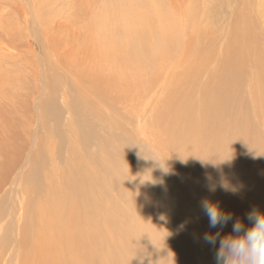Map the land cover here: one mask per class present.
Here are the masks:
<instances>
[{
  "label": "bare ground",
  "instance_id": "bare-ground-1",
  "mask_svg": "<svg viewBox=\"0 0 264 264\" xmlns=\"http://www.w3.org/2000/svg\"><path fill=\"white\" fill-rule=\"evenodd\" d=\"M53 1L57 0L52 4ZM156 1L158 5L155 0L150 3L159 18V8L165 6L162 0ZM137 2L114 0L115 10L132 8ZM97 9L88 14L91 22L84 30L99 36L101 56L108 58L112 54L110 30L118 27L125 29L128 36L141 37L142 40H126L131 44L129 48L136 50L127 59L143 58L147 66L151 56L146 50L154 58L159 57L158 48H176L182 34L184 50L192 51L187 52L189 63L183 72L188 70L170 78L167 96L163 97L166 101L157 99L163 107L158 108L152 128L142 121L147 114V109L142 110V98L127 126L122 125L123 118L116 110L109 118L80 93L69 102L72 105L65 129L48 130V149L42 147L35 153L36 159L25 175L27 189L36 197L30 200L23 217L22 240L11 247L10 264H29L30 260V264L36 260L39 264H184L181 241L188 230L181 218L191 214L205 220L201 210L205 198L233 212V221L239 217L245 224L252 207L264 211V0H182L178 9L183 19L179 25L169 26L160 19L156 24L150 10L145 11L142 21L129 25L125 20L130 17L127 11L118 15L122 20L119 23ZM139 9L130 13H138ZM145 31L149 35L144 39ZM200 32L208 33L210 40L204 46L191 47V34ZM222 36L227 40L218 45ZM84 49L81 47L75 62H84L80 71L88 77L84 75L87 83L95 82L92 88L104 87L107 91L112 72L111 79L117 86L114 95L137 99L128 93L134 94L138 88V66H128L134 72H110L109 58L102 61L97 55L83 56ZM129 85L132 89L127 88ZM51 87L54 88L52 82ZM145 124L148 127H143ZM116 126L123 135L150 132L161 146L165 162H175L178 157L187 165L174 167L177 178L162 176V163L155 156L141 160L144 152H151L137 146L136 134L122 138ZM108 127L107 131L101 130ZM112 131L117 135L110 134ZM60 167L58 176L54 169ZM45 171H51L47 173L49 185L43 181ZM177 183L182 191L166 190L171 184L176 188ZM184 191L200 197L197 200L192 195L182 196ZM208 231L203 228L200 232ZM187 245L194 264H206L201 251L214 255L196 236L188 237ZM46 250L53 253L47 255Z\"/></svg>",
  "mask_w": 264,
  "mask_h": 264
},
{
  "label": "rangeland",
  "instance_id": "rangeland-1",
  "mask_svg": "<svg viewBox=\"0 0 264 264\" xmlns=\"http://www.w3.org/2000/svg\"><path fill=\"white\" fill-rule=\"evenodd\" d=\"M62 1H53L52 4V0H0V182L4 181L0 188V264H10V250L22 240L20 230L25 218L24 215L27 214V206L30 200L36 197L35 194L27 189L28 176L25 175H28L31 170V164L37 156L35 153H38L42 147L43 149H48L49 146H46L49 141L48 130L50 128L65 129L64 122L70 116L68 110L70 109V105H72L69 102L80 93L83 97H88L96 105L97 109L109 118L113 110H116L123 118L122 125L127 126L131 122L135 108L139 105L140 98H142V110L147 109V114L145 113L146 110L142 111L146 115V120L143 119L142 121L143 123L150 124L152 128L158 108L163 107V105H159L157 99L162 100L163 97L167 96L170 78L185 74L188 70L187 68L183 72L189 63L187 52L192 51H190L191 48L184 50L185 40L181 38L182 34L178 37L177 47L168 49V51L163 50L166 53H163L162 49L156 47L154 44L153 47L161 51L159 57L154 58L153 54L149 50H146L150 54L149 57L151 56L149 60L150 66H147L143 58L127 59L128 56H134L136 50L129 48L131 44H128L126 40L137 39L136 37L142 40L141 37L137 34L128 36L124 32L126 31L125 29L122 30L118 27L115 30H110L111 33L113 32V38L111 36L109 39L110 53H112L108 57L110 59V67H112L110 72L111 70H114L113 72H134L130 71L128 66L131 68L138 66L136 71L141 75L139 80L137 79L136 81L139 84H137L138 88L134 89V94L128 93L131 97L136 96L138 100L114 95L115 92L113 90H116L117 86L111 79L112 72L110 73L109 80L110 87H107V91L104 87L92 88L95 82L88 81L87 83L84 78L85 74L80 71L81 65L84 62H75V57L80 52L81 47L82 49L92 48L91 51L84 49L81 52L83 56L90 55L94 58L93 55H97L98 59L102 61L103 59L104 61L108 59L103 55L101 56V53L98 51V49H101L98 47L102 44L99 36L96 33H92L93 35L89 34L87 30H84V26L91 22L88 16L91 11H94V9L98 10L97 8H99L102 12L108 14L110 20H117L119 23H122V20L118 17L122 12L127 11L130 17H126L125 20L130 25L132 22L135 24L142 21L145 13L150 10L156 24L160 19L164 24L167 23L168 26L170 23L179 25V21L183 19L182 12L178 9L182 0H162L165 8H159V18H156V14L151 8L150 0H138L134 7L127 8L124 6L126 8L118 10H115L117 3L114 4V0ZM89 2H92L90 6ZM155 2L158 5L156 0ZM136 8H140L138 13H134V11H132L134 14L130 13L131 10ZM203 12L202 10L201 14ZM177 15H180L181 18ZM167 18L168 20H166ZM148 35L147 31H145V34H142L144 39ZM191 35H193L191 36L193 38L191 47L195 44H197L196 47L204 46L210 40L208 33L202 34L200 32L196 35ZM225 40H227V37L221 41H217V44L219 45ZM114 46L115 48H113ZM93 51L96 53H92ZM102 51L105 52V48ZM123 65L124 67H122ZM159 69L162 71H159ZM85 77L88 78L86 75ZM51 82L54 84L53 89ZM161 85L162 90L160 92ZM127 88L132 89L130 85ZM50 99L53 101V104L52 101L49 104ZM164 100L166 101L165 98L162 101L164 102ZM40 121L42 122L41 124ZM146 124L143 127H148ZM109 128H101V130L107 131ZM117 128L122 138L124 136L128 138L132 134H136L137 146L143 149V151L149 150L151 152H144L141 160H149L150 156H155L158 159L157 161L162 163V176L177 178L175 174L177 168L175 169L174 167L181 163L182 165H187V163L185 164L178 157H175V162L172 160L165 162L160 153L161 146L158 145L150 132L141 136L140 131L131 132V135H123L121 128ZM129 128H132V126ZM110 134L117 135L115 131H112ZM23 166L25 169H23ZM61 168L54 169L58 176ZM4 172L5 174H3ZM49 172L51 171H45L43 174V181L48 185L47 173ZM202 175L207 177L205 173H202ZM4 178L6 179L4 180ZM209 178L211 179V177ZM179 186L177 183L175 188L174 184H171L166 187V190L177 193L181 189ZM231 189L234 190L233 188ZM181 194L185 197L193 196L189 191H184ZM193 197L198 200L200 196ZM181 205H179L178 209H180ZM149 212L151 213V211ZM179 214L183 215L181 210ZM185 216H189L190 220ZM191 217V214H185L181 218L184 228L188 230L187 233L184 232L186 239L181 241L184 245L182 248V255L185 260L184 264H194L187 245L188 237L196 236L203 245L206 243L203 240L204 233L200 232L201 229L208 228L209 231L213 232V229L209 228L206 216L205 220H202V216L200 218L198 216ZM230 227L232 228V224H227L223 228L222 234L231 231V229L228 230ZM5 241L8 242L4 244L5 248H2L1 245ZM208 246L214 253L215 249L210 245ZM46 253L47 255L53 253V250H46ZM201 255L206 264H215L214 255L209 256L203 251H201ZM5 260L7 263H4ZM34 263L39 264L37 260Z\"/></svg>",
  "mask_w": 264,
  "mask_h": 264
},
{
  "label": "clouds",
  "instance_id": "clouds-1",
  "mask_svg": "<svg viewBox=\"0 0 264 264\" xmlns=\"http://www.w3.org/2000/svg\"><path fill=\"white\" fill-rule=\"evenodd\" d=\"M201 210L209 228L217 229L203 235L204 242L215 249V264H264V211L256 207L250 209L245 224L239 217L233 221V212L223 210L217 202L207 198L201 201ZM230 221H233L231 231L222 234Z\"/></svg>",
  "mask_w": 264,
  "mask_h": 264
}]
</instances>
